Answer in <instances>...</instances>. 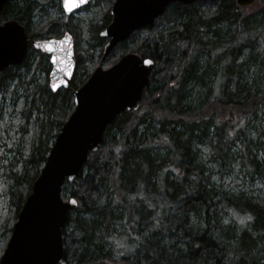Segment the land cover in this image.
<instances>
[{"label":"trees","instance_id":"obj_1","mask_svg":"<svg viewBox=\"0 0 264 264\" xmlns=\"http://www.w3.org/2000/svg\"><path fill=\"white\" fill-rule=\"evenodd\" d=\"M106 1L108 11L89 24L99 52L90 73L76 28L33 26L37 7L55 0H10L4 8L1 21L19 22L29 46L22 66L0 73V92L14 85L23 128L34 132L11 172L15 222L73 112L75 91L100 64L108 69L135 52L154 63L138 109L107 128L79 176L63 186L62 198L77 207L62 229V264H264V199L221 183L237 161L247 177L264 178V140L254 146L260 160L248 146L252 128L264 138V0L248 10L235 0L172 4L102 61L100 34L115 0ZM63 28L75 41L76 69L69 88L52 93L49 56L33 42Z\"/></svg>","mask_w":264,"mask_h":264},{"label":"water","instance_id":"obj_2","mask_svg":"<svg viewBox=\"0 0 264 264\" xmlns=\"http://www.w3.org/2000/svg\"><path fill=\"white\" fill-rule=\"evenodd\" d=\"M9 1L0 0V73L22 66L29 46L25 28L19 22H1ZM92 1L63 0L62 8L70 16ZM207 1L217 0H115L110 12L112 21L100 34L107 40L102 61L133 33L154 24L172 4L189 6ZM256 2L235 0V5L251 9ZM33 47L50 56L51 92L68 89L76 69L72 35L65 33L60 38L34 41ZM153 66V61L143 60L135 52L128 53L108 69L100 64L75 91L73 112L56 137L32 192L26 198L0 264H62V229L69 213L77 207L75 200H63V186L79 176L89 154L103 144L107 128L124 112L138 109Z\"/></svg>","mask_w":264,"mask_h":264},{"label":"rangeland","instance_id":"obj_3","mask_svg":"<svg viewBox=\"0 0 264 264\" xmlns=\"http://www.w3.org/2000/svg\"><path fill=\"white\" fill-rule=\"evenodd\" d=\"M95 3L93 2L87 8L67 17L70 18L69 21H67L64 14L62 0H55V2H49L41 7H37L36 12L33 14V26L38 31L45 30L50 23H58L60 28L68 23L70 28L78 30L79 53L84 54L88 52L91 55L90 59L85 62V70L88 73L94 68V64L99 56V52L96 51L95 44H93L89 35V24L92 21L100 20L109 7V2L106 0H99L97 4ZM65 29L60 30V36L66 32ZM37 72L36 74L39 76V82L41 83L44 80V76ZM13 88L14 85L11 86L7 92L8 94L6 93L5 95L0 92V258L11 236L9 230L16 223L15 209L9 196L12 184L11 172L19 171L20 168L14 166L21 159V154L30 151L34 135L30 125L26 128L27 131L25 132V123L20 112L23 100L18 99L19 94L13 93ZM252 125L257 124L253 123ZM248 140L250 153L253 157L257 156V159H262L263 154L256 152L254 147L256 143L264 140L259 126L252 128L248 132ZM239 149V144L233 147V151H238ZM221 183L225 189L232 191L238 189L251 199H264V178L261 179L258 176L253 178L247 177L239 161L236 162L232 172L224 176ZM22 190L25 194L26 190Z\"/></svg>","mask_w":264,"mask_h":264},{"label":"snow or ice","instance_id":"obj_4","mask_svg":"<svg viewBox=\"0 0 264 264\" xmlns=\"http://www.w3.org/2000/svg\"><path fill=\"white\" fill-rule=\"evenodd\" d=\"M148 63H151L150 61ZM250 219V218H249Z\"/></svg>","mask_w":264,"mask_h":264}]
</instances>
